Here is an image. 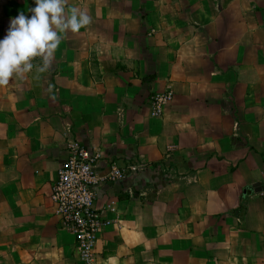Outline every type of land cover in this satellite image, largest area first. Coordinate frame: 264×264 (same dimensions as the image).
Returning <instances> with one entry per match:
<instances>
[{"label":"crops","instance_id":"crops-1","mask_svg":"<svg viewBox=\"0 0 264 264\" xmlns=\"http://www.w3.org/2000/svg\"><path fill=\"white\" fill-rule=\"evenodd\" d=\"M69 2L91 23L0 86V264H84L51 196L70 139L126 169L98 264H264V0ZM33 5L0 0V39Z\"/></svg>","mask_w":264,"mask_h":264},{"label":"built area","instance_id":"built-area-1","mask_svg":"<svg viewBox=\"0 0 264 264\" xmlns=\"http://www.w3.org/2000/svg\"><path fill=\"white\" fill-rule=\"evenodd\" d=\"M172 98L171 89L151 95L148 102L152 115H163L165 106ZM67 153L52 188V200L61 225L73 233L84 264H98L96 245L103 229L110 223L104 216V210L115 211L116 200H111L104 210L99 209L96 206V185L101 180L124 178L126 169L113 163L106 176L99 175L95 170L101 158L99 150L75 139L68 141Z\"/></svg>","mask_w":264,"mask_h":264},{"label":"clouds","instance_id":"clouds-1","mask_svg":"<svg viewBox=\"0 0 264 264\" xmlns=\"http://www.w3.org/2000/svg\"><path fill=\"white\" fill-rule=\"evenodd\" d=\"M10 18L0 39V86L23 79L35 69L41 74L53 64L54 54L67 33H78L91 23V17L69 0H34L28 10ZM39 58L42 63L36 65Z\"/></svg>","mask_w":264,"mask_h":264}]
</instances>
